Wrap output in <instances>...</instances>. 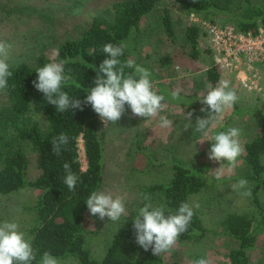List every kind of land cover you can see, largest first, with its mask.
I'll return each instance as SVG.
<instances>
[{
	"label": "rangeland",
	"instance_id": "374dc122",
	"mask_svg": "<svg viewBox=\"0 0 264 264\" xmlns=\"http://www.w3.org/2000/svg\"><path fill=\"white\" fill-rule=\"evenodd\" d=\"M118 1L0 0V42L12 45L7 63L9 66L32 63L42 46L78 34L93 17L112 19V5ZM225 2L228 5L227 12L216 11L205 19L203 15L188 14L174 0H156L151 12L142 18L140 30L133 37L135 52L132 60L145 65L152 73L155 88L165 96L163 103L166 107L157 117L146 120L134 116L129 107L116 124L104 125L100 119L104 150L102 182L98 191L110 192L113 197H125L126 215L112 222L107 217L101 220L98 214L92 216L89 212L85 238L94 259H101L114 231L122 223L131 220L140 205L145 203L142 193L150 196L154 206L161 204L160 194L150 193L146 188L153 184L168 183L173 174V165L182 164L192 168L201 178L200 190L189 196V202L200 204L195 211L201 217L207 233L200 242L177 240L170 252L161 253L166 264H191L194 259L201 257L208 259L210 264H227V253L234 243L224 236L221 221L229 213L246 214L261 220L257 245L249 253L250 264H264V183L259 190L260 207L257 208L252 195L243 198L232 190V185L239 179H246L243 154L233 171L229 172L225 164V174L219 181L214 179L212 172L221 166V162L208 158L212 141L207 139L211 135L227 131L230 127L240 128V142L244 149L245 144L259 131L258 114L264 115V66H258L261 89L258 92L246 91L235 74L216 67L208 51V37L199 24L204 20L235 26L237 17L246 14L247 2L264 9V0ZM166 13L171 20V33L163 22ZM190 24L201 28L196 48H192L186 36V28ZM211 66H215L220 74L218 82L227 80L239 100L226 111L222 120L210 126L209 136L205 137L195 132L194 127L196 117L207 118V113L200 111L205 106L198 99L208 91L210 83L207 70ZM177 89L181 90L180 99L173 100L170 94ZM6 99L5 92L0 91V105ZM188 112L193 113L190 121L186 118ZM34 116L45 122L40 112L34 113ZM159 116H166L173 121V126L159 127ZM25 153L30 161L29 177L34 179L37 154L28 144L25 145ZM78 155L82 169H86L81 137L78 138ZM248 187H252L250 181ZM38 197V191L29 187L0 195V222L16 221L20 230L30 237L29 230L35 223L33 207ZM58 260L60 264H75L71 257Z\"/></svg>",
	"mask_w": 264,
	"mask_h": 264
},
{
	"label": "trees",
	"instance_id": "16d2710c",
	"mask_svg": "<svg viewBox=\"0 0 264 264\" xmlns=\"http://www.w3.org/2000/svg\"><path fill=\"white\" fill-rule=\"evenodd\" d=\"M174 1L188 14L203 15L206 19L216 11L227 12L225 1L230 3L232 0ZM155 3L156 0L115 2L112 5V19L104 20L95 16L78 34L42 46L32 63L22 62L9 66L13 76L9 78V87L3 90L7 99L0 105V195L26 187L34 188L39 193L33 207L35 223L29 230L33 248L37 251V260L32 264H37L45 251L57 258L71 257L75 264H166L162 254L155 256L151 249L145 251L135 242V216L114 231L101 259L92 257L86 246L89 210L85 201L92 191H98L102 182L104 132L100 128V117L91 105H83V110L69 109L58 113L55 106L47 103L43 93L32 84L37 78L36 68L52 62L53 50L59 49V56L55 59L67 61L65 73L72 77L63 90L71 97L83 101L87 96L84 89L95 87L97 71L94 69H98L103 60L108 58L102 52L103 46L106 43L125 41L130 47L120 59L132 60L135 52L133 37L140 30L142 18L151 12ZM245 9L246 14L237 17L235 27L242 31L256 32L258 26L264 25V19L257 22L258 18H264V9L249 2ZM163 22L166 30L171 33V20L167 13ZM200 29L192 24L186 28V36L192 48L198 46ZM219 78L216 67H209L208 82L215 86ZM152 80L154 82L153 77ZM154 89L160 94L155 83ZM30 102L34 103V110ZM127 108L125 105V110ZM36 112L44 116V123L34 116ZM258 117L259 131L245 144L242 155L247 168L245 178L252 184V201L257 208L260 207L259 190L264 183V115L259 113ZM60 133L69 136V143L60 156H55L52 154L51 140ZM79 137L83 140L86 169H82L79 161ZM26 144L37 154L34 179L29 177L30 161L25 153ZM65 162L71 164L73 172L79 177L75 191H69L63 184ZM200 182L199 174L192 168L174 164L168 183L153 184L146 190L159 193L161 204L176 210L181 202H189V196L199 192ZM261 224V220L256 217L240 213H229L222 219L223 234L234 243L227 253V264H250L249 251L257 245ZM206 233L207 229L195 211L188 230L178 240L200 242Z\"/></svg>",
	"mask_w": 264,
	"mask_h": 264
},
{
	"label": "clouds",
	"instance_id": "9594fccd",
	"mask_svg": "<svg viewBox=\"0 0 264 264\" xmlns=\"http://www.w3.org/2000/svg\"><path fill=\"white\" fill-rule=\"evenodd\" d=\"M264 18H258L259 23ZM130 45L121 41L118 44L106 43L102 52L108 58L99 65L97 76L94 79L95 87L84 89L86 98L81 101L71 97L63 88L68 86L72 77L65 73L63 59L56 60L59 49L53 50V61L37 67L36 80L32 81L33 87L43 93L47 103L55 106L58 113H64L69 109L83 110V105H91L101 121L116 124L121 119L127 105L134 116L149 119L159 115L166 107L165 96L158 94L154 89L152 73L145 67L135 64L133 60L121 61ZM11 44L0 42V91L9 87V78L13 76L7 63ZM93 67V66H92ZM126 69H133L126 72ZM71 71L70 69L68 70ZM81 88V85H80ZM180 89L171 92L173 100L180 99ZM202 105L201 112L207 113V118L196 117L194 131L208 137L210 126L224 118L227 110L233 108L239 97L236 91L230 87L227 80H220L216 86L208 85V91L198 99ZM34 110V103H29ZM193 116L188 112L186 118L190 121ZM173 121L166 116H159V127L171 128ZM242 130L230 127L227 131H220L211 135L207 140L212 141L208 158L221 162V166L212 173L214 179L219 181L225 174V164L228 171H233L238 166V158L243 154L240 142ZM69 143V136L60 133L51 140L52 154L60 156ZM63 184L69 191H75L79 177L73 172L71 164H63ZM232 190L238 192L243 198L251 197L252 191L248 187L246 179H239L232 185ZM145 203L138 209L134 219L135 242L145 251L151 249L153 255L170 252L177 243L178 238L185 233L199 209L198 202H181L178 209L173 210L165 204L153 205L148 194H141ZM92 216L98 214L99 219L105 217L112 222H117L126 215L125 197L117 195L113 197L110 192L94 190L85 201ZM37 260V251L33 248L32 239L20 230L16 221L5 220L0 222V264H32ZM37 264H60L57 257L45 251ZM191 264H210L206 258L194 259Z\"/></svg>",
	"mask_w": 264,
	"mask_h": 264
},
{
	"label": "built area",
	"instance_id": "2783aa9c",
	"mask_svg": "<svg viewBox=\"0 0 264 264\" xmlns=\"http://www.w3.org/2000/svg\"><path fill=\"white\" fill-rule=\"evenodd\" d=\"M199 24L208 37V48L216 67L235 74L246 91L258 92L261 89L258 66H264V26L252 32L239 30L231 24L204 20Z\"/></svg>",
	"mask_w": 264,
	"mask_h": 264
}]
</instances>
